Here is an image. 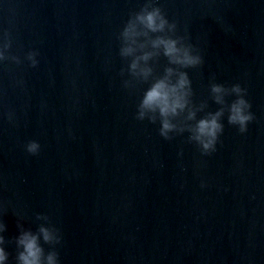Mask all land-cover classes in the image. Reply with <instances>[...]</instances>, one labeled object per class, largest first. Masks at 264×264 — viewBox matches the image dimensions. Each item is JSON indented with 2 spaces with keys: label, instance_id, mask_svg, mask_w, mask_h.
<instances>
[{
  "label": "water",
  "instance_id": "95a60500",
  "mask_svg": "<svg viewBox=\"0 0 264 264\" xmlns=\"http://www.w3.org/2000/svg\"><path fill=\"white\" fill-rule=\"evenodd\" d=\"M155 2L202 57L185 70L193 104L207 103L197 119L219 107L214 82L245 89L254 120L241 134L225 115L201 155L188 133L165 141L158 121L135 119L148 84L123 87L117 37L144 0H0V40L7 32L21 60L0 63L7 264L17 221L34 232L38 214L60 231L59 264H264V0Z\"/></svg>",
  "mask_w": 264,
  "mask_h": 264
},
{
  "label": "clouds",
  "instance_id": "9594fccd",
  "mask_svg": "<svg viewBox=\"0 0 264 264\" xmlns=\"http://www.w3.org/2000/svg\"><path fill=\"white\" fill-rule=\"evenodd\" d=\"M177 25L169 22L162 8L155 0H144L138 11L129 15L117 39L120 42L119 57L127 61L129 79L123 81L126 89L134 88L136 84L147 83L136 108L135 119L147 120L155 124L159 122V136L165 141L173 138L170 134L188 133V141L198 146L201 155L215 152L219 136L223 133L221 122L226 115L227 124L234 126L243 134L247 125L254 120L250 112L251 105L244 98L246 90L239 84L226 87L222 84L210 83L209 96L218 109L206 113L197 119V113L203 112L206 102L198 106L192 102V87L187 69H197L202 63V57L186 36H178ZM11 40L5 32L0 40V63L9 61L19 65L21 60L15 55H9ZM37 52L29 51L24 59L31 68L37 67ZM163 57L167 65L161 75H154V68L149 61ZM125 74L121 69L120 75ZM176 79L173 80L172 77ZM235 96L231 103H226V97ZM186 113V115H185ZM11 119V114H9ZM40 145L29 141L25 151L29 155H37ZM40 223L33 232L25 229L17 221L18 235L8 243L15 244V264H59L58 252L55 250L61 244L62 236L58 228L53 226L46 215H36ZM6 231V226L0 224V232ZM6 241L0 235V264H7L9 254L3 247ZM44 245L49 250L45 251Z\"/></svg>",
  "mask_w": 264,
  "mask_h": 264
}]
</instances>
